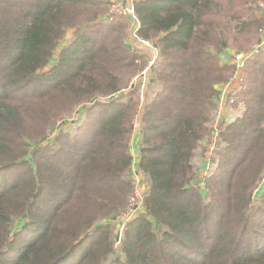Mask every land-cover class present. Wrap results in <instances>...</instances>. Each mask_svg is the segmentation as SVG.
<instances>
[{
    "label": "trees",
    "instance_id": "trees-1",
    "mask_svg": "<svg viewBox=\"0 0 264 264\" xmlns=\"http://www.w3.org/2000/svg\"><path fill=\"white\" fill-rule=\"evenodd\" d=\"M111 4L0 0V264H264V0H134L137 37L160 55L142 107L134 91L100 100L147 61ZM230 48L247 52L244 105L198 177ZM74 111L84 124L53 137ZM133 139L143 208L118 240Z\"/></svg>",
    "mask_w": 264,
    "mask_h": 264
},
{
    "label": "rangeland",
    "instance_id": "rangeland-1",
    "mask_svg": "<svg viewBox=\"0 0 264 264\" xmlns=\"http://www.w3.org/2000/svg\"><path fill=\"white\" fill-rule=\"evenodd\" d=\"M119 18H121V19H123L125 21H130L128 18H126V15H123L122 17H119ZM238 26H239V22H233L232 23V27L234 29H237ZM133 37L134 36H133V32H132V23H131L128 40L131 42L133 40ZM69 38H70V34H68L66 40L69 39ZM253 47H256V44H254ZM257 47H259V45H257ZM230 49H231V51L228 50L227 52L222 53L221 58H222L223 63L230 64V65L234 66V74H233V78H232L231 81H229V82H227L225 84H222L221 86L218 87V90H220V87L221 88L223 87L224 90L226 88V90L224 92L223 91L222 92H218L217 97H216L217 110H216V112L214 114L213 119L211 120V122L209 124L210 130H212L210 135L211 134L213 135V140H215L216 138H217V140L215 142H212L211 139L209 138L210 136H208L207 140L204 139V140L200 141L199 147H198V149L196 151V154L194 156V159H193L194 169L197 171V176L198 177H200L201 174H203L202 171H203V169L205 167V164L207 163L206 160H208V159H210L212 157L214 152L217 150L218 145H220V143L223 142L222 138H219V136H218L219 131L223 130V128L225 127V124H228V123H231V122H235V120L237 118H232V117L234 115L238 116V113L242 111L241 109H242V106L244 105L243 101H240L238 97H237V99L235 98V95L238 93L240 87L234 89L233 92L231 93L233 95V97H234V102L235 103H232L231 106L227 104L228 100H229V94L232 91L233 82H234V80H236L239 77H241V70L244 67V61L241 60V62L238 63L239 59L237 57H238L239 54H242L244 57L247 54V52H238L234 48H230ZM145 57H146V55H145ZM142 61H145V60L144 59H140L139 60L140 63ZM158 67H159V64H158ZM155 70L152 72V74H151L150 78L148 79L147 84H146L145 87H143L141 84L137 83L136 86L133 89H130L131 83L134 81L136 76L140 73V72H138L132 78V81H131L129 87L126 90H124L126 93H128L127 96L131 92L134 91V96L139 99L141 107L145 106L147 104L149 99L153 96L154 90L156 89L155 88L156 87L155 85H157L156 83L149 87L150 82H151V78L154 75ZM236 82H239V80H236ZM152 88H153V90L151 91ZM231 94H230V97H231ZM127 96H123V95H120V94H114V95L111 96V98H108V99H110L108 101H112V100L126 101L127 100L126 99ZM100 100H101V102H108L107 100L102 99V98ZM225 106H226V109H227L228 113H226L225 120L221 121V119H219L218 116H220V111L223 110V108ZM76 112L77 111H74L69 117L66 118L68 121L72 122L71 124H68L66 121L62 120L56 126V131L55 130L50 131V134H54L53 135V137H54L55 134L59 133V131L61 129L62 130L68 129L69 132H73V131H75V128L77 126H79L81 124H84L83 122H84V119H85V113L86 112L85 113L82 112L81 114L79 113L77 115H76ZM221 124H224V125L222 126L221 130H218ZM73 126H76V127L74 128ZM136 130H137V128H136ZM137 136H138V132L134 135L133 138L135 139ZM134 139L132 140L131 147L135 143ZM58 147H59L58 145H55V148H58ZM137 157H138V155H137ZM138 163L139 162H137V161L134 163L135 170L131 174H129V176L134 181L135 186L137 188L141 189V191H143L142 193L144 194L146 182H144L143 179H142L143 175L141 174V172L138 169V165H137ZM216 166H217V163L214 164L213 166H210L209 167V173H212L215 170ZM139 174H141V176ZM261 185L262 186H261V189L259 191L260 193L262 191H264V182H262ZM142 198H143V196H142ZM142 198H140L138 200V201H140L139 205L143 204L142 203ZM123 216L124 215L116 214V215H114V217H112L114 219L112 221L113 225H114L113 238H115V236H116L118 238V240H121L123 231L125 230L126 224H127V220L122 221L123 218L125 217V216L124 217ZM119 218H122L120 222L118 221ZM118 227H120V228L118 229ZM32 232H34V229H32ZM116 232H117V235H116ZM119 246H120V244L117 245V247H119Z\"/></svg>",
    "mask_w": 264,
    "mask_h": 264
},
{
    "label": "built area",
    "instance_id": "built-area-1",
    "mask_svg": "<svg viewBox=\"0 0 264 264\" xmlns=\"http://www.w3.org/2000/svg\"><path fill=\"white\" fill-rule=\"evenodd\" d=\"M111 11L121 14V15H126L128 17V19L130 20V22L132 23V32H133V40L129 42V44L131 45L132 48L137 49L138 51L144 53L146 55V64L144 69L136 76V78L134 79V81L131 83L130 85V89H133L137 83L141 84L143 87L146 86L148 79L150 78L152 72L156 69V67L158 66V62L160 59V55H159V51L157 50L156 46L153 44V42L151 40H146V39H142L137 37V30L139 29V22L137 20L136 14H135V6L134 3L130 0H112V4H111ZM238 63L241 62V60L244 59V56L242 54H239L237 57ZM236 80H239V82H236ZM234 80L233 82V86H232V91L230 92V94L233 92L234 89L240 87L241 84V78L239 77L238 79ZM224 92V88L220 87L219 92ZM120 95L123 96H127L128 93H126L125 91H123L122 93H118ZM229 94V100H228V105L231 106V104L234 102V99H232L230 97ZM112 96V95H111ZM111 96L104 98L105 100H110L108 98H111ZM224 97V96H223ZM226 109V106L223 108V110ZM237 115H234L232 118H236ZM138 126V122H136V127ZM139 185V184H138ZM142 192L141 189H137L136 193H135V197H131L130 198V206L131 208L126 211V213L124 214V218L122 221L124 220H130L131 218H133L134 216H136L139 212H141L143 206L142 204L139 205L138 201L140 198H142ZM122 218H119V222L121 221Z\"/></svg>",
    "mask_w": 264,
    "mask_h": 264
},
{
    "label": "crops",
    "instance_id": "crops-1",
    "mask_svg": "<svg viewBox=\"0 0 264 264\" xmlns=\"http://www.w3.org/2000/svg\"><path fill=\"white\" fill-rule=\"evenodd\" d=\"M131 1L134 3V0H131ZM225 90H226V88H225ZM226 113H228L227 112V109L221 110L220 111V116H218V118L221 119V121L225 120ZM138 149H139V147L137 145V142H135L134 145L132 146V151H133V154H134V156L136 158L135 162L138 161V157H137V151H138Z\"/></svg>",
    "mask_w": 264,
    "mask_h": 264
}]
</instances>
